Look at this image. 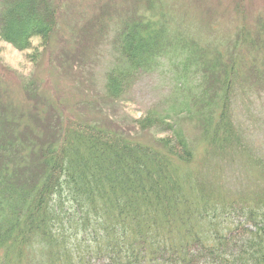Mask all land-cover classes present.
I'll use <instances>...</instances> for the list:
<instances>
[{"label": "trees", "instance_id": "trees-1", "mask_svg": "<svg viewBox=\"0 0 264 264\" xmlns=\"http://www.w3.org/2000/svg\"><path fill=\"white\" fill-rule=\"evenodd\" d=\"M158 1L146 0L148 9H158ZM62 3L0 0V37L20 50L39 37L40 47L48 48ZM160 22L126 23L117 38L122 60L106 74L108 97L120 100L131 78L152 70L168 52ZM15 24L22 26L16 35ZM237 40L262 44L260 33L252 38L244 31ZM249 62L232 58L210 79L214 85L207 89L220 90L209 109H218L198 115L200 151L169 114L158 112L135 124L170 133L153 144L77 122L66 124L63 135L57 129L22 141L18 134L5 137L19 126L10 128L6 119L0 130V264H38L41 257L42 264H264V179L256 189L234 192L212 161L247 154L238 149L231 100L236 87L260 81L256 66L264 59ZM72 149L77 162L65 164ZM251 165L264 177V158L252 156ZM47 206L58 219L46 221Z\"/></svg>", "mask_w": 264, "mask_h": 264}, {"label": "rangeland", "instance_id": "rangeland-1", "mask_svg": "<svg viewBox=\"0 0 264 264\" xmlns=\"http://www.w3.org/2000/svg\"><path fill=\"white\" fill-rule=\"evenodd\" d=\"M158 2V9L149 10L146 0H63L48 48L40 47L39 37L25 50L0 37V130L7 126L6 119L10 128L19 125L15 136L12 132L5 137L14 139L18 134L27 141L39 134H55L57 129L63 135L66 124L77 122L153 144L170 133L141 130L135 124L148 112H158L169 114L194 148L202 150L199 116L203 118L208 110L213 115L218 109H209L217 103L215 94L220 90L219 86L207 89L214 85L210 79L219 77L216 71L232 58L241 65L250 60L246 66L264 59V0ZM141 19L152 27L161 19L156 27H164L169 50L151 64L152 70L132 77L120 100H114L106 94L105 81L122 60L117 38L126 23ZM19 30L22 26L12 25L14 35ZM244 31L252 38L260 33L261 46L240 45L237 39ZM257 67H261L260 81L248 80L242 88L236 87L231 100L241 141L238 149L249 155L234 152L226 159H212L222 183L234 192L256 189L264 179L251 165L252 156L264 158V65ZM66 154L65 164L77 162L73 149ZM49 207L46 221H55L58 216H50ZM43 261L41 257L38 264Z\"/></svg>", "mask_w": 264, "mask_h": 264}]
</instances>
